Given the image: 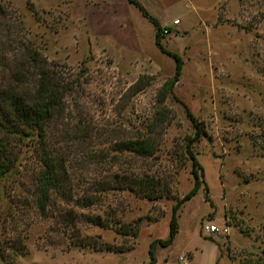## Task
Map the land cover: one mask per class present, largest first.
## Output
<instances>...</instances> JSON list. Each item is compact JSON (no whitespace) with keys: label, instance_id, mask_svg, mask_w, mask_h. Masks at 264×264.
Returning <instances> with one entry per match:
<instances>
[{"label":"rangeland","instance_id":"obj_1","mask_svg":"<svg viewBox=\"0 0 264 264\" xmlns=\"http://www.w3.org/2000/svg\"><path fill=\"white\" fill-rule=\"evenodd\" d=\"M101 1L0 0V97L34 86L33 50L63 76L65 113L50 139L70 165L72 202L82 201L59 200L58 218L39 215L26 177L35 161L22 147L25 178L0 183V216L25 248L0 264H182L181 256L190 264H264V0H179L165 10L161 42L183 60L165 102L177 63L156 45V29L153 37L139 25L140 44L119 43L112 8ZM175 18L181 26H169ZM188 111L206 132L192 147L202 188L177 212L178 234L165 247L159 240L170 237L174 208L195 185ZM145 135L155 140L151 156L121 149ZM91 152L99 154L90 161ZM123 175L151 179L147 193L159 197L113 188ZM88 199L96 203L83 205ZM64 212L74 214L70 221ZM207 224L229 231L208 235Z\"/></svg>","mask_w":264,"mask_h":264},{"label":"trees","instance_id":"obj_2","mask_svg":"<svg viewBox=\"0 0 264 264\" xmlns=\"http://www.w3.org/2000/svg\"><path fill=\"white\" fill-rule=\"evenodd\" d=\"M128 2L139 8L144 17L154 25L157 31L156 45L163 53L172 56L177 63L175 77L167 82L161 93L162 98L160 100L165 102L172 94L176 81L181 76L183 60L179 55L168 52L162 44L161 26L158 20L151 16L137 0H128ZM29 56L39 68L38 79L34 86L27 87L24 91L20 89V86L15 88L12 86L4 91V94L0 97V183L11 178H17L20 181L25 178L24 173L21 171L23 147L25 152L30 154L29 158L32 156L35 161V169H28L26 174V177L29 175L31 184L34 187L31 204L42 217L58 218L57 206H59V200L62 201L63 205H70V202L73 201V187L70 180V165L61 152L53 147L50 133L53 124L62 119L65 113L64 99L68 87L63 76H60L56 70L43 66L46 61L43 60L38 51H31ZM157 114H160V116L152 123L150 133L156 131L160 121L164 120L165 110ZM188 115L195 127V134L188 139L187 144V153L193 161L195 185L189 194L179 201L174 208L170 225V237L168 240H159V243L165 247L171 245L178 234L177 212L186 201L192 199L202 188V166L194 155L192 147L206 135V132L190 111H188ZM121 149L134 152L138 157L151 156L156 150L155 140L151 136L145 135L143 138L138 137L122 142ZM98 154L97 152H91L88 160H93ZM199 170L202 175L199 174ZM125 179L127 180L123 184L122 181ZM99 185L100 189L106 191V186H103L102 183ZM150 186H152L151 179L146 180L144 177L137 175L133 178H126L123 175L116 180V185L113 188H128L137 194L140 192L143 195L146 194L149 198L156 199L159 194H156L155 189L147 193ZM80 202L82 201L72 203L74 206H79ZM95 203L96 200L88 199L84 200L83 205L91 207ZM70 215L74 214L72 212L61 214L63 222L70 221ZM1 219L0 216V258L2 261H8L9 258L11 259L9 250L15 251L14 255L18 256L25 246H21L23 245L22 242L9 235L6 222ZM117 251L120 253L125 252L122 249ZM153 260L150 264H155V259Z\"/></svg>","mask_w":264,"mask_h":264},{"label":"crops","instance_id":"obj_3","mask_svg":"<svg viewBox=\"0 0 264 264\" xmlns=\"http://www.w3.org/2000/svg\"><path fill=\"white\" fill-rule=\"evenodd\" d=\"M101 1V0H99ZM144 8L153 15L154 18H156L160 24V26L164 27L165 25V17L164 12L169 7L178 2L179 0H138ZM186 2L187 0H183ZM101 2L106 3L107 6H111L112 8V16L110 17L109 12L108 18L112 23L113 28L116 29L115 31V38L118 39L119 43L124 45H132L140 44L142 42V38L140 35V32L138 30L139 25L143 26L145 29H150V34L154 37L156 31L154 30V25L146 24L145 21L146 18L144 16H140L139 13H141L137 7L134 5H128L125 0H102ZM116 2V4H115ZM207 6H205L206 8ZM199 8V7H198ZM211 7L209 6L208 10ZM139 11V13H138ZM90 14H88V21H90V27L93 25V17L89 18ZM145 19V20H144ZM201 19V15L199 16L198 20ZM178 19H174L172 22H170V25H174V21ZM89 23V22H88ZM148 23V21H147ZM182 21L180 20V23L177 26H181ZM89 26V25H88ZM175 26V27H177ZM156 39V35H155Z\"/></svg>","mask_w":264,"mask_h":264},{"label":"built area","instance_id":"obj_4","mask_svg":"<svg viewBox=\"0 0 264 264\" xmlns=\"http://www.w3.org/2000/svg\"><path fill=\"white\" fill-rule=\"evenodd\" d=\"M174 24H179V21L176 20ZM165 33H168V32L165 31ZM228 231H229L228 228H224L222 230L220 227L214 224H207L204 227V232L208 235H215V234H220V233H224L225 235H227ZM179 260L181 261L182 264H190L188 259L184 256H181Z\"/></svg>","mask_w":264,"mask_h":264}]
</instances>
